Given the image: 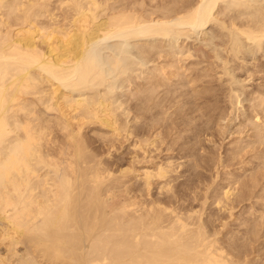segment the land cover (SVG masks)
I'll return each mask as SVG.
<instances>
[{"label": "bare ground", "instance_id": "bare-ground-1", "mask_svg": "<svg viewBox=\"0 0 264 264\" xmlns=\"http://www.w3.org/2000/svg\"><path fill=\"white\" fill-rule=\"evenodd\" d=\"M149 1H156V3H148L147 0H0V264H264V256H261V250L259 249V252L258 247L256 248V243L250 242L239 247L235 237L234 241L232 237L224 235L222 230L228 226L225 224H229V221L225 223V220H223L224 224L222 226H216L206 221L204 219L206 215L203 213L204 216L202 217L199 208L203 204L207 205V199L209 198L206 195L207 193L204 194L205 196L203 195L204 197L199 195L201 193L198 194V184L192 186V195L189 198H184L187 196L185 194V196L178 197V200L177 191L174 190L172 182L180 177L177 174L178 168L184 164L186 161L184 158H187V156L182 158L185 160L184 162L176 165L177 162L175 163L172 160L173 155L169 153L171 150L173 152L174 147L172 149L166 143L167 146L164 148L165 137H162L161 132H157L160 128H157L155 124L153 126L152 123V127L150 128L152 130L150 132L147 131L148 133L145 134L141 133L142 131H137L138 128L136 129L129 125L131 118L129 121L121 119V116L125 113H131L132 109L128 108V111L123 109V103L119 100V103H116L117 100H114V95H111L114 89V85L111 83L109 87L107 86V89L102 90L101 87L108 82V74L105 69L109 67L104 69L108 59H105L106 63L103 62V67L99 56V52L104 47V45L103 47L101 46L102 42L111 38H119L121 40L123 38L125 41H128L132 40V38L140 39L160 36L171 38L172 41H174V38L176 41L179 39L195 38V42L198 40L199 35H203V39H206L207 30L213 31V26L210 27V25H217L215 27L219 28V31L217 33V29L215 34L213 33L215 31L212 32L214 34H212L213 39L217 37L218 41L219 39L222 40L219 42H222L221 45L226 54L223 55V52L221 53V50H218V45H215L212 63L219 69H216V71L220 80L225 76L228 77L227 80L225 79L224 84L227 82L229 85L228 99H230L231 108L233 109L236 101H233V98L238 100L236 103H240L241 95L246 94L244 90L247 85L245 83L253 81L254 74L259 70L257 68L262 64L260 63L261 58H264V0ZM148 4H150V7L147 6ZM115 45L117 46V43ZM127 45L129 44L127 43ZM111 47L110 50H112ZM115 49L117 51L114 50L111 55L108 54V66L110 64L111 67L115 68L114 70L121 69L119 71L121 75L130 72L125 67V65L128 64L129 66L130 64V62H127L129 61L127 60V56H136L137 59H140V64L147 63V61H155L165 56L162 52L163 50H157L154 52L155 54H151L150 50L143 46L138 47V49L135 48L137 50L134 53H131L132 46L130 48L121 46ZM183 51L179 50L178 52V55H181L180 58L173 59V57H176L174 53L169 58L172 60L168 61V64L162 65V63L160 66L158 65L154 68L158 75L155 74L154 76L152 74V77L154 76L153 85L159 87L158 91L161 89L160 87H162L163 82L166 83L170 79L169 75L172 76L175 73L170 72L168 74L167 71L165 72L166 67L167 69L168 67L183 68L184 64L179 65L180 63H184L185 57L192 58L194 52L191 54L186 52L187 56ZM102 53L104 52H101V56ZM211 60L210 64H212ZM233 62H237V66L233 65ZM158 64L160 63L158 62ZM137 65L136 67H138ZM154 70L152 71L153 73ZM238 70L245 71V77H240L237 74ZM137 71L139 72L138 69ZM120 74L118 75L121 76ZM114 75L116 77L117 74ZM144 77H146V74ZM144 77L143 79H145ZM110 79L112 82V78ZM124 79L129 82V87L134 85L130 78L126 77ZM185 84L188 86L189 83L186 81ZM118 88L120 87L118 86ZM205 89L206 87L203 90ZM199 90L201 91L202 89L200 88ZM224 90L226 91V89ZM166 92H168L167 89ZM129 94L131 93L129 92ZM193 94L191 95L193 96ZM158 96L160 97V95ZM257 96L252 99L258 101H254L252 109L254 115L252 113V117L249 118L250 124L254 126L255 130L252 135L254 137H251V139H255L252 141L248 140L250 141L249 145L257 143L262 146L264 132H262L263 126L261 124H264V120L260 123L263 117H260V112H264V93L260 98L259 95ZM153 99L154 97L151 98L152 102ZM157 100L159 98H156ZM173 101L176 100L172 99ZM160 102L161 100L154 107H158V105L162 106ZM206 103L209 104L208 102ZM148 104L147 106H149ZM207 106L204 108H207ZM154 107L149 106L150 113L152 112V114L153 111L151 110ZM193 107L191 106V108ZM120 109H122L121 113L119 112ZM164 111L167 112V110ZM182 111H178V113L180 112L181 114ZM165 112L163 114L164 117ZM144 114L145 111H134L131 120L138 123L141 118L145 117ZM230 115L232 116V112ZM124 116L126 118L129 117ZM172 116H174V113ZM227 117L229 116L227 115ZM255 118L256 120H254ZM163 119L165 120V118ZM163 119L162 121L164 122ZM227 119L229 121V118ZM244 124L246 125L247 123ZM91 125L98 126L92 130L97 133L101 141H104L103 145L106 144L108 157L112 156L114 150H118L116 148L117 141L125 139L126 142H130V148L132 147L130 152L131 157L125 165L120 161V156L116 157L115 161L104 160L100 157L102 155L99 156V152L102 151L98 152L90 146L88 142L90 138L87 140L84 135L86 132L83 133V130ZM221 127L224 128V126ZM228 128H230V125L226 127V129ZM184 129L187 128L185 127ZM194 129L196 131V127L192 130ZM240 130L243 131L242 128ZM249 130L251 131V129ZM249 130L247 131L248 133ZM95 132H93V136ZM201 132L199 131V133ZM224 133L222 132V134ZM171 137L173 138L174 136ZM246 137L244 138L245 140ZM188 141L191 142V140ZM239 142L242 144V141ZM185 145L187 146V144ZM92 146L94 145L92 144ZM220 153L219 155H221ZM245 155L243 154V156ZM192 156L194 157V155ZM250 159L248 160L250 161ZM238 160L241 159L238 158ZM223 161L225 160L220 159L218 163L221 164ZM233 163L230 164L233 165ZM244 164L246 165V161ZM198 165L200 164L198 163ZM215 167L212 169V172L214 169L216 170ZM219 168L221 169V166ZM218 170L216 172L219 173L220 171ZM204 174L201 175L203 176ZM217 174L215 173L214 175ZM257 176L254 175L252 179L254 187L258 182ZM196 178H198V174ZM134 179L141 181V185H138L139 188L133 187L132 183ZM202 179L205 180V178ZM215 180L213 181L216 182ZM214 182L210 181V183ZM208 185L206 184V186ZM155 186H157L159 192L166 190L168 193L171 192L172 195L164 199H153L154 196L151 198L152 190ZM206 186L203 188L204 192L205 188H207ZM227 187H225L226 191L223 190V196L215 199L216 207H226L232 202L231 194L234 191L227 190ZM210 188L212 187L210 186ZM218 193L220 192L218 191ZM160 194L158 195L157 193L159 197ZM175 197L177 199L173 200ZM245 199L247 200V197L242 196L241 201L243 202ZM187 200H191V203ZM180 201L183 204L188 202L190 207L185 208V205H180ZM197 201L201 205H199V210H196L192 204ZM254 201L259 203L257 200ZM164 202L169 203L170 206L165 205ZM246 202L248 203V201ZM172 203H179V205L173 207ZM205 208L207 207L205 206ZM258 209L254 210L257 214L262 210L259 209L258 211ZM227 211H229V215L232 212L230 209ZM244 238H249L250 240L248 236ZM261 240H264V238H261Z\"/></svg>", "mask_w": 264, "mask_h": 264}, {"label": "rangeland", "instance_id": "rangeland-1", "mask_svg": "<svg viewBox=\"0 0 264 264\" xmlns=\"http://www.w3.org/2000/svg\"><path fill=\"white\" fill-rule=\"evenodd\" d=\"M148 1V3H153V4H155L156 3V1H153V2H150L149 0H147ZM223 4V3H222ZM221 4V5H222ZM148 7H150V4H148L147 5ZM213 26V27H212ZM215 26H217V25H210V27H212V29H213V31H215V32H213L212 30H209L208 28V34L206 35V39H203V35L201 36V35H199L198 36V40H196L195 42H194V39L193 38H190V39H179V40H177L176 41V39L174 38L173 40L174 41H172L171 40V38L169 39V38H167V37H160V36H153V37H147V38H137V39H134V38H132V40L130 39V40H128V41H125L123 38H122V40L121 39H117V38H111V39H108V40H104L105 42H102V44H101V46L103 47V45H104V47H103V49L99 52V56H100V61H101V64H102V66L104 65V63L103 62H105L106 63V61H105V59H108L109 60V56H108V54L109 55H111L112 53H113V51L114 50H116L117 51V49H115V48H118V47H131L132 46V49H131V53H134V51H136L137 49H138V47H141V46H143V47H145V48H147V49H149L150 50V52H151V54H155L154 52L155 51H157V50H163L162 52L165 54V56L164 57H162L161 59H156L155 61H147V63L145 62V63H143V64H140L139 63V61H140V59H137V57L136 56H132V57H130V56H127L128 58H127V60H129V61H127V62H130V64H129V66H128V64L127 65H125V67L126 68H128L129 69V71L131 72H128L127 74H125L126 75V77H128V78H130L132 81H133V84L134 85H130L131 87H129L128 85H129V82L128 81H125L126 79H124V78H126L125 77V75H121L120 73L121 72H119L121 69H117V70H114L115 68L112 66L111 67V65L109 64V66H108V60H107V63H106V65H105V67H104V69L105 68H107V67H109V68H107V69H105V70H107L106 71V73L108 74L107 76H108V82L103 86V87H101L102 88V90H105V88L107 89V86L109 87V84L111 83L112 85H114V89H117V90H114L113 89V91H114V93H113V91H112V96L114 97V100H117L116 101V103H119L118 102V100L120 101V102H122L123 103V109H125V110H127L128 111V108L129 109H132V111H131V113H125L124 115H126V116H129V117H125L124 115H122L123 117H124V119H123V117L121 116V119L123 120V121H129V119L131 118L132 119V117H133V115H134V111H137V112H140V111H142V112H144L145 111V114H144V118H141L140 119V121H138V123L137 122H135L134 120L132 121L131 119H130V121L132 122H129V125L130 126H132L133 128H138L137 129V131H142L141 133H145V134H147L148 132H150V130H152V129H150L151 127H152V123H153V126H154V124H155V126H157V128H160V129H158L157 130V132H161V135H162V137L165 139V143L163 144L164 146V148H166V146L168 145V146H171L172 147V149H173V147H174V149H173V152H172V150L169 152V153H171L172 155H173V157H172V160H173V162L175 161V163H176V165L177 164H180L181 162H184L185 160V162H184V164H182L181 166H179V168H178V175L180 176V177H178L175 181H173L172 182V184L174 185V190H176L177 191V194L176 195H178L177 196V198L178 197H181V196H185V194L187 195V196H185L184 198H186V197H188L189 198V196H191L192 195V190H191V188H192V186H194V185H199V188L197 189L198 191V194L199 193H201V194H199L200 196H202V197H204L205 195L204 194H206L207 196H208V198L209 199H207V205L206 204H203V206H201L200 204H199V202L197 203V202H194V203H192L193 204V206H195L194 208L196 209V210H201V214L203 213L204 215H206V216H204L203 214H202V217L204 216V219L206 220V221H208V222H210V223H212V224H214V225H216V226H222V224H224V222L226 223V222H228L229 224H225V225H228V226H226L225 227V229H223L222 231H223V233H224V235L225 236H227V237H232V240H234L235 241V238H236V243H237V245L239 246V247H241V245H243V244H246V243H250V242H254V243H256V248L259 250H261V256H264V240H261V238H264L263 236H264V230H262V229H264V142L262 143V146L260 145V144H255V145H249V143H250V141H252L253 139H255V138H253V139H251V137H254V136H252L253 134H254V126L252 125V124H250L251 122H250V117H252V113H253V115H254V112H253V104L255 103L254 101H258V100H252L253 98H256V97H258L257 95H259V98H260V96H262L263 95V93H264V85H262V84H264V58L262 57L261 58V62L260 63H262V64H260V67L262 68H257V69H259L258 70V72H256L255 74H254V76H253V78H252V80L253 81H247L245 84L247 85V87L245 88V92H246V94L245 95H241L242 97H240L241 98V100H240V103L239 102H237L236 103V101H238L236 98H233V101H235V106H234V108L232 109L231 108V103H230V99H228L229 98V88H228V83L227 82H225V84H224V81H226L227 79H228V77L227 76H225V77H223L221 80H220V78H218V74H217V71H216V69H218V68H216V65L215 64H213L212 62H213V56H214V51H213V48L215 47V45H218L217 46V48H218V50L223 54V55H225L226 53H225V51L223 50V46L221 45L222 44V42L220 43L219 41H222L221 39H219V41H218V39H217V37H215V39H213L214 37H213V35L216 33V30H217V33H218V31H219V28H217V27H215ZM216 28V29H215ZM214 34H213V33ZM213 34V35H212ZM212 36V37H211ZM208 37V38H207ZM211 38V39H210ZM113 39V40H112ZM115 39V40H114ZM193 39V40H192ZM117 40H118V42H117ZM120 40V41H119ZM161 40V41H160ZM170 40H171V42H170ZM210 40H211V42H210ZM136 41V42H135ZM137 41H139V42H137ZM141 41V42H140ZM144 41V42H143ZM147 41H148V43H147ZM153 41V42H152ZM160 41V42H159ZM163 41V42H162ZM203 41V42H202ZM108 42V43H107ZM112 42V43H111ZM130 45H127V43ZM133 42V43H132ZM174 42H176V43H174ZM185 42V43H184ZM204 42H208L207 44L206 43H204ZM213 42H214V44H213ZM105 43V44H104ZM111 45H110V44ZM115 43H117V46L115 45ZM210 43H212L211 45H209ZM215 43H217V44H215ZM220 45H219V44ZM108 44H109V46H108ZM114 44V45H113ZM126 46H125V45ZM132 44V45H131ZM137 44H138V46H137ZM147 44V45H146ZM153 44V45H152ZM175 44V45H174ZM206 45V46H204V45ZM108 47H107V46ZM136 45V46H135ZM158 45V46H157ZM209 45V46H208ZM113 48H112V47ZM116 46V47H115ZM166 46H167V48H166ZM172 46V47H171ZM220 46H222V47H220ZM106 47V48H105ZM110 47H111V49L112 50H110ZM157 48L156 50H154L155 48ZM211 47V48H210ZM135 48H137V49H135ZM175 48V49H174ZM184 50L183 52L184 53H186V52H188V54L190 53H193V55H192V58H188V57H185V61H184V63H180V65L179 66H181V64H184V66H183V68L181 67L180 69H179V67L178 68H175V67H168V69H170V70H168L167 69V67H166V70H165V72L167 71V73L169 74L170 72H175L172 76L171 75H169L170 76V79L169 80H171L170 82H169V80H167V82L166 83H164L163 82V84H162V87H160L161 89H159V91H158V88L159 87H155V85H153V82H154V76H155V74H157L158 75V73H156L155 71H156V69L154 70V68L156 67V66H160L162 63V65H164V64H168L172 59H169L170 57H171V55L173 56V54H174V56L176 55V57H173V59H177V57L178 58H180L181 57V55H178V52H179V50ZM110 50V51H109ZM188 50V51H187ZM211 50V51H210ZM97 51V50H96ZM115 51V52H116ZM101 52H104V53H102V56H101ZM108 52V53H107ZM205 52V53H204ZM207 52V53H206ZM210 52V53H209ZM213 52V53H212ZM171 53V54H170ZM106 54V55H105ZM170 54V55H169ZM188 54L186 53L185 55H187L188 56ZM197 55H198V58H197ZM204 55V56H203ZM105 56V57H104ZM106 56H108L107 58H106ZM156 56V55H155ZM194 56V57H193ZM209 56V57H208ZM260 56V55H259ZM102 57H104V58H102ZM211 57V58H210ZM261 57V56H260ZM135 58V59H134ZM201 58V59H200ZM168 59V60H167ZM212 59V60H211ZM132 60V61H131ZM134 60V61H133ZM160 60V61H159ZM206 60H207V62H206ZM210 60H211V63L212 64H210ZM169 61V62H168ZM263 61V62H262ZM158 62L160 63V64H158ZM126 63V62H125ZM198 63V64H197ZM202 63V64H201ZM205 63V64H204ZM236 63V64H235ZM132 64V65H131ZM135 64V65H134ZM136 64H138L137 66L139 67H136ZM145 64H147V65H145ZM155 64V65H154ZM201 64V65H200ZM233 65H236L237 66V62H233L232 63ZM130 65H131V68H130ZM140 65H144V66H140ZM177 65V66H178ZM262 65V66H261ZM133 66V67H132ZM186 66V67H185ZM235 66V67H236ZM145 67V68H144ZM152 67V68H151ZM143 68V69H142ZM151 68V69H150ZM171 68H173V69H171ZM131 69V70H130ZM137 69L139 70V72L137 71ZM149 69V70H148ZM175 69V70H174ZM179 69V70H178ZM192 69V70H191ZM104 70V71H105ZM154 70V73L152 72ZM177 70H178V72H177ZM219 70V69H218ZM108 71H110V72H108ZM116 71H118V72H116ZM135 71H137L136 73H135ZM142 71H144V72H142ZM146 71H147V73H146ZM208 71V72H207ZM215 71V72H214ZM260 71H261V73H260ZM132 72H133V74H132ZM158 72V71H157ZM141 73V74H140ZM143 73V74H142ZM150 73V74H149ZM186 73V74H185ZM209 73V74H208ZM240 73H242V74H240ZM244 73V74H243ZM110 74H111V76H110ZM114 74H120L121 76H117L116 75V77H115V75ZM129 74V76H127ZM139 74V75H138ZM145 74H146V77H144L145 76ZM152 74L154 75L153 77H152ZM176 74H177V76H176ZM237 74L241 77V76H243V77H245L244 75H246V73H245V71H239L238 70V72H237ZM113 75V76H112ZM156 75V76H157ZM180 75H181V77H180ZM183 75H184V77H183ZM110 76V77H109ZM141 76V78H139ZM145 78V79H143V77ZM174 76V77H173ZM176 76V77H175ZM192 76V77H191ZM211 76V77H210ZM260 76V77H259ZM124 77V78H123ZM138 77V78H137ZM147 77H148V79H147ZM183 77V78H182ZM187 77V78H186ZM110 78H112V82L110 81L111 79ZM133 78V79H132ZM137 78V79H136ZM150 78V79H149ZM172 78V79H171ZM181 78H182V80H181ZM194 78V79H193ZM199 78H201L200 80H199ZM218 78V79H217ZM124 79V80H123ZM141 79V80H140ZM187 79V80H186ZM191 79V80H190ZM193 79V80H192ZM195 79H196V82H195ZM226 79V80H225ZM259 79V80H258ZM180 80V81H179ZM190 80V81H189ZM107 81V80H106ZM110 81V82H109ZM183 81V82H182ZM185 81V82H184ZM186 81H187V83H189L188 84V86H186L187 84H185L186 83ZM192 81V82H191ZM199 81V82H198ZM220 81V82H219ZM117 82H119V83H117ZM125 82H127V83H125ZM179 82H180V84L182 85H180L179 84ZM198 82V83H197ZM116 83H117V85H116ZM123 83V84H122ZM184 83V84H183ZM193 83V84H192ZM262 83V84H261ZM108 84V85H107ZM136 84V85H135ZM172 84H173V86H172ZM179 84V85H178ZM197 84V85H196ZM255 84V85H254ZM115 85H116V88H115ZM145 85H147V86H145ZM202 85V86H201ZM217 85V86H216ZM255 86V87H252V86ZM111 86V85H110ZM118 86L120 87V88H118ZM171 86V87H170ZM179 88H178V87ZM186 86V87H185ZM196 86V87H195ZM227 86V87H226ZM250 86V87H249ZM262 86H263V88H262ZM124 87V88H123ZM151 87V88H150ZM182 89H181V88ZM193 87V88H192ZM203 87V88H202ZM206 87V89L205 90H203L204 88ZM221 87V88H220ZM258 87H261V88H258ZM126 88V89H125ZM133 88V89H132ZM146 88V89H145ZM154 88V89H153ZM177 88H178V90H177ZM185 88V89H184ZM191 88V89H190ZM202 89L201 91L199 90V89ZM213 88V89H212ZM253 88V89H252ZM254 88H255V90H254ZM257 88V89H256ZM129 89V90H128ZM166 89H167V91L168 92H166ZM187 89H189V91H187ZM198 91H197V90ZM210 91H209V90ZM215 89H217V90H215ZM224 89H226V91L224 90ZM138 90V91H137ZM144 90H145V92H144ZM147 90V91H146ZM180 90V91H179ZM215 90V91H214ZM228 90V91H227ZM250 90H252V91H250ZM260 90V91H259ZM131 93V94H129V92ZM150 91V92H149ZM158 91V92H157ZM172 91V92H171ZM178 91V92H177ZM183 91V92H182ZM186 91V92H185ZM192 91H193V93H195V94H193L192 93ZM204 91V92H203ZM254 91V92H253ZM259 91V92H258ZM152 93L153 94V96H152V94H149V93ZM155 92V93H154ZM157 92V93H156ZM185 92V93H184ZM189 92V93H188ZM213 92V93H212ZM215 92V93H214ZM224 92H228L227 94L226 93H224ZM260 93V94H258V93ZM261 92H262V95H261ZM146 93V94H145ZM161 93V94H160ZM173 93V94H172ZM178 93V94H177ZM182 95H180V94ZM193 94V96L191 95V94ZM204 93V94H203ZM255 93V94H254ZM129 94V95H128ZM134 94V95H133ZM143 94H145V95H143ZM147 94H148V98H147ZM155 94V95H154ZM164 94H166V95H164ZM170 94V95H169ZM186 94V95H185ZM188 94V95H187ZM198 94V95H197ZM199 94H201V95H199ZM214 94H215V96H214ZM249 94V95H248ZM252 94H254V96H252ZM119 97H118V96ZM152 97H151V96ZM158 95H160V97L158 96ZM174 95V96H173ZM185 95V96H184ZM204 95H206L207 96V98H206V96H204ZM219 97H218V96ZM256 95V96H255ZM116 96V97H115ZM122 96V97H121ZM162 96V97H161ZM167 96V97H166ZM179 96V97H178ZM197 98H196V97ZM208 96H210V97H208ZM245 96V97H244ZM250 96V97H249ZM127 97V98H126ZM131 97H133V98H131ZM145 97V98H144ZM150 97V98H149ZM154 97V99H153V102H152V100H151V98H153ZM171 97V98H170ZM183 99H182V98ZM188 97V98H187ZM202 99H201V98ZM204 97V98H203ZM211 97H212V99H211ZM215 97V98H214ZM221 97V98H220ZM227 97V98H226ZM250 99H249V98ZM118 98V99H117ZM131 98V99H130ZM147 98V99H146ZM156 98L158 99L159 98V100H157L156 101ZM163 98H164V100H163ZM179 98V99H178ZM181 98V99H180ZM184 98H185V100H184ZM239 98V99H240ZM258 98V99H259ZM149 99V100H148ZM172 99L173 100H176L177 102H179V103H177L176 101H173L172 102ZM188 99H189V102H188ZM194 99V100H193ZM208 99H210V100H208ZM244 99V100H243ZM247 99V100H246ZM123 100V101H122ZM144 100H146V101H144ZM151 100V101H150ZM161 100V102H160V104H162V106L161 105H158V107H154L155 106V104L156 103H158V101H160ZM180 100H181V102H180ZM193 100V101H192ZM206 100V101H205ZM215 100H217V101H215ZM142 101V102H141ZM182 101H183V104H182ZM196 101V102H195ZM198 101V102H197ZM214 101V102H213ZM229 101V102H228ZM245 101V102H244ZM249 101H250V105H249ZM151 102V103H150ZM166 102V103H165ZM172 102V103H171ZM191 102V103H190ZM206 102H208L209 104H207ZM213 102V103H212ZM215 102H216V104H217V106H216V104H215ZM243 104H242V103ZM147 103H149L148 105L149 106H153L154 107V109H152L151 111H153V114H152V112L150 113V108H149V106H147ZM163 103H164V105H163ZM168 103V104H167ZM176 103V104H175ZM206 103V104H205ZM141 104V105H140ZM165 104H166V106H165ZM177 104H178V107H177ZM188 104V105H187ZM192 104V105H191ZM198 104V105H197ZM252 104V105H251ZM143 105H145V106H143ZM171 106V109H170V106ZM173 105H174V108H173ZM181 106V109H180V106ZM187 105V106H186ZM196 105H197V107H196ZM202 105V106H201ZM208 105V106H207ZM211 105H213L212 107H211ZM128 106V107H127ZM136 106V107H135ZM147 106V107H146ZM161 106V107H160ZM164 106V107H163ZM168 106V107H167ZM183 106H184V108H183ZM191 106L193 107V108H191ZM207 106V108H204V107H206ZM125 107V108H124ZM142 107V108H141ZM145 107V108H144ZM160 107V108H159ZM163 107V108H162ZM166 107H167V109H166ZM175 107H177V108H175ZM187 107H188V109H187ZM201 107V108H200ZM217 107V108H216ZM221 107H222V109H221ZM224 107V108H223ZM139 108V109H138ZM144 108V109H143ZM156 108V109H155ZM159 108V109H158ZM216 108V109H215ZM241 108H243V109H241ZM161 109V110H160ZM167 110V112H165L164 110ZM173 109V110H172ZM177 109V110H176ZM184 109V110H183ZM196 109V110H195ZM224 109V110H223ZM250 111H249V110ZM257 109L259 110V111H261V109H259V107H257ZM121 110L122 109H120L119 110V112L121 113ZM183 110V111H182ZM186 110V111H185ZM202 110V111H201ZM204 110V111H203ZM209 110V111H208ZM211 110H213V111H211ZM216 110V111H215ZM236 110V111H235ZM245 112H244V111ZM170 113H169V112ZM178 111H182V113L180 114V112L178 113ZM195 111H197V112H195ZM199 111V112H198ZM218 111V112H217ZM222 111V112H221ZM230 111V112H229ZM239 111V112H238ZM242 111H243V113H242ZM249 111V112H248ZM149 112V114H150V116H149V114L147 115V113ZM159 112V113H158ZM164 112L166 113L165 114V117H164ZM184 112V113H183ZM193 112V113H192ZM194 112H195V114H194ZM210 112V113H209ZM213 112V113H212ZM216 112V113H215ZM220 112V113H219ZM231 112H232V116L230 115L231 114ZM237 112V114H235ZM158 113V114H157ZM173 113H174V116H172L173 115ZM175 113H176V115H175ZM187 113V114H186ZM200 113V114H199ZM203 115H202V114ZM228 113V114H227ZM156 114V115H155ZM160 114V115H159ZM162 114V115H161ZM197 114V115H196ZM206 114H208V115H206ZM225 114H226V116H225ZM247 114H249L248 116H247ZM263 114V115H262ZM132 115V116H131ZM167 115V116H166ZM188 116V118H187V116ZM192 115H194V116H192ZM202 115V116H201ZM211 115V116H210ZM212 115H213V117H212ZM214 115H217V116H214ZM227 115L229 116V117H227ZM236 115V116H235ZM147 116V117H146ZM161 116V117H160ZM162 116H163V118H165V120L162 118ZM180 118H179V117ZM182 116V117H181ZM199 116V117H198ZM221 116V117H220ZM225 116V117H224ZM263 116V117H262ZM152 117V118H151ZM154 117H156V119H154ZM159 117V118H158ZM170 117V119H168ZM176 117V118H175ZM190 117V118H189ZM192 117V118H191ZM198 117V118H197ZM218 117H219V119H223V121H221V120H219L218 119ZM223 117V118H222ZM230 117H232L231 119H230ZM260 117H262L261 118V120H260V123H262V120H264V112L263 111H261L260 112ZM126 118V119H125ZM150 120H149V119ZM161 118V119H160ZM178 118V119H177ZM182 118V119H181ZM198 120H197V119ZM199 118H200V120H199ZM202 118H204L203 120H202ZM209 118V119H208ZM214 118V119H213ZM226 118H229V121H228V119L226 120ZM245 118V119H244ZM162 119L164 120V122L162 121ZM171 119H172V121H171ZM225 119V120H224ZM148 120V121H147ZM157 120V121H156ZM159 120V121H158ZM174 120V121H173ZM185 120H187V121H185ZM191 120V121H190ZM194 120H195V122H194ZM219 120V121H218ZM232 120V121H231ZM234 120V121H233ZM254 120H256V118L254 119ZM146 121V122H145ZM162 121V122H161ZM170 121V122H169ZM179 121V122H178ZM180 121H183V122H180ZM189 121V122H188ZM197 121V122H196ZM228 123H227V122ZM135 122V123H134ZM148 122V123H147ZM158 122H160V123H158ZM174 122V123H173ZM186 122V123H185ZM232 122V123H231ZM243 122V123H242ZM150 123V124H149ZM171 123H173V124H171ZM192 123V124H191ZM198 123H199V125H198ZM204 123V124H203ZM213 123V124H212ZM244 123H247L246 125L244 124ZM263 123H264V121H263ZM133 124V125H132ZM136 124H137V126H136ZM143 124V125H142ZM145 124V125H144ZM147 124V125H146ZM149 124V125H148ZM159 124V125H158ZM164 124V125H163ZM166 124V125H165ZM190 124V125H189ZM207 124V125H206ZM211 124V125H210ZM227 124V125H226ZM163 127H162V126ZM176 125V126H175ZM184 127H183V126ZM196 125V126H195ZM205 125V126H204ZM228 125H230V128H228V129H226V127L228 126ZM242 125V126H241ZM149 126V127H148ZM179 128H178V127ZM180 126H182V127H180ZM189 126H191V127H189ZM221 126H224V128L223 127H221ZM241 126V127H240ZM247 126H248V128H247ZM251 126V127H250ZM261 126H263L262 128H263V130H262V132H264V124H261ZM95 127H98V126H90V127H86L84 130H83V133L84 132H86V133H84V135L86 136V138H87V140L90 138V140H88V142H89V144H90V146L92 147V148H94L96 151H102V152H99V156L100 155H102V156H100L101 158H103L104 160H106V161H115L116 159V157H119L120 156V158H121V160L120 161H122V163H124V165L127 163V161L130 159V157H131V155H130V152H131V150H132V147L130 148V142L129 141H127L126 142V140L125 139H121L120 141H117L116 142V148L118 149V150H114V152H113V154H115V155H113L112 154V156H110V157H108L109 155H108V149H107V146H106V144H104L103 145V143H104V141L102 140L101 141V139H99L98 137V135H97V133L94 131V130H92V129H96ZM169 127V128H168ZM187 128V129H184V128ZM195 128L196 127V131H195V129L194 130H192L193 128ZM203 129H201V128ZM205 127V128H204ZM250 127V128H249ZM163 128V129H162ZM167 128V129H166ZM178 128V129H177ZM183 129V131H182V129ZM189 128V129H188ZM242 128V130L243 131H241L240 129ZM91 129V130H90ZM172 129V130H171ZM181 129V130H180ZM198 129V130H197ZM200 129V130H199ZM210 129V130H209ZM224 129H226V130H224ZM249 129H251V131L249 130ZM165 130V131H164ZM185 130V131H184ZM220 130H221V133H220ZM249 130V133L247 132ZM253 130V131H252ZM148 131V132H147ZM163 131V132H162ZM176 131V132H175ZM181 131V132H180ZM190 131V132H189ZM199 131H202L201 133H199ZM206 131V132H205ZM246 131V132H245ZM88 132H90V133H88ZM93 132H95L94 133V136H93ZM169 134H168V133ZM172 132V133H171ZM195 132V133H194ZM222 132L224 133V134H222ZM240 132V133H239ZM189 133V134H188ZM210 133V134H209ZM246 133V134H245ZM251 133V134H250ZM88 134V135H87ZM167 134V135H166ZM182 134H183V136H182ZM184 134H185V136H184ZM195 134V135H194ZM199 134V135H198ZM208 134V135H207ZM218 134V135H217ZM241 134V135H240ZM244 134H245V136H244ZM249 134V135H248ZM92 135V136H91ZM97 135V136H96ZM177 135V136H176ZM211 135V136H210ZM90 136V137H89ZM168 136V137H167ZM171 136H174L173 138L171 137ZM206 136V137H205ZM231 136H233V137H231ZM247 136V137H246ZM179 137V138H178ZM183 137V138H182ZM189 139H188V138ZM194 137V138H193ZM243 137V138H242ZM246 137V140L244 139ZM92 138V139H91ZM94 138V139H93ZM211 139V141H210V139ZM241 138V139H240ZM187 139V140H186ZM250 141H249V140ZM92 140V141H91ZM182 140V141H181ZM188 140H191V142L190 141H188ZM199 140V141H198ZM201 140V141H200ZM221 140V141H220ZM90 141H91V143H90ZM95 141H97V142H95ZM124 141V142H123ZM131 141V140H130ZM179 141V142H178ZM183 141H184V143H183ZM187 141V142H186ZM209 141V142H208ZM239 141H242V144H241V142H239ZM245 141V142H244ZM248 141V142H247ZM119 142H121V143H119ZM170 142V143H169ZM174 142V143H173ZM178 142V143H177ZM186 142V143H185ZM214 142H216V143H214ZM237 142V143H236ZM239 142V143H238ZM244 142V143H243ZM96 143H97V146H96ZM166 143H167V145H166ZM183 143V144H182ZM193 143V144H192ZM211 143V144H210ZM92 144L94 145V146H92ZM122 144V145H121ZM170 144V145H169ZM172 144V145H171ZM179 144V145H178ZM185 144H187V146L185 145ZM191 144V145H190ZM194 144H197V145H195L196 146V149H195V146H194ZM236 144V145H235ZM119 145V146H118ZM176 145V146H175ZM183 145H185V146H183ZM189 145V146H188ZM202 145V147H200ZM215 145V146H214ZM238 145V146H237ZM242 145V146H241ZM258 145V146H257ZM104 146V147H103ZM177 146H179V147H177ZM192 146V147H191ZM255 146V147H254ZM101 147V148H100ZM194 147V148H193ZM200 147V148H199ZM250 147V149H248ZM261 147V148H260ZM105 148V149H104ZM120 148V149H119ZM242 148V149H241ZM248 150H247V149ZM107 149V150H106ZM177 149V150H176ZM181 149V150H180ZM187 149V150H186ZM194 149H195V151H194ZM198 149V150H197ZM202 149V150H201ZM233 151H232V150ZM261 149H263V150H261ZM231 150V151H230ZM236 150V151H235ZM243 150V151H242ZM252 150V151H251ZM254 150V151H253ZM259 150H261V151H259ZM104 151V152H103ZM122 151V152H121ZM177 151V152H176ZM186 151V152H185ZM189 151V152H188ZM192 151H193V154H192ZM227 151H228V153H227ZM245 151V152H244ZM247 151V152H246ZM256 151V152H255ZM165 152V151H164ZM181 154H180V153ZM188 152V154H186ZM195 152H196V154H195ZM197 152H199V153H197ZM203 152V153H202ZM221 152V153H220ZM241 152V153H240ZM255 152V153H254ZM101 153V154H100ZM103 153V154H102ZM107 153V154H106ZM213 153H215V154H213ZM219 153L221 154V155H219ZM246 154L245 156H243V154ZM190 154V155H189ZM202 154H204V155H202ZM219 156H218V155ZM226 154H227V156H226ZM231 154V155H230ZM235 154H237L236 156H235ZM252 154V155H251ZM260 154H261V156H260ZM183 155V156H182ZM192 155H194V157L192 156ZM214 156V158H213V156ZM242 155V156H241ZM249 155V156H248ZM254 155V156H253ZM256 155V156H255ZM187 156V158H184V157H186ZM198 156V157H197ZM225 156V157H224ZM232 156V157H231ZM234 156V157H233ZM240 156V157H239ZM250 157V158H248V157ZM258 156V157H257ZM106 157V158H105ZM123 157V158H122ZM176 157V158H175ZM191 157V158H190ZM200 157V158H199ZM215 157H217V158H215ZM236 157H238L239 159H241V160H238V158H236ZM245 157V158H244ZM256 157V158H255ZM178 158V159H177ZM182 158H184V159H182ZM192 158H194V159H192ZM230 158H231V160H230ZM242 158H243V161H242ZM258 158V159H257ZM259 158H261V159H259ZM263 158V159H262ZM181 159H182V161H181ZM198 159H199V161H198ZM220 159H222V160H225V161H223L221 164L220 163H218V161L220 162ZM248 159H250V161L248 160ZM254 159H255V161H254ZM203 160V161H202ZM206 160V161H205ZM207 160H208V162H207ZM218 160V161H217ZM229 160V161H228ZM262 160V161H261ZM187 161H188V163H187ZM192 161V162H191ZM195 161V162H194ZM210 161V162H209ZM215 163H214V162ZM217 161V162H216ZM232 161V162H231ZM245 161H246V165L244 164L245 163ZM260 161V162H259ZM234 162V163H233ZM240 162V163H239ZM254 164H253V163ZM198 163L200 164V165H198ZM205 163V164H204ZM230 163H233V165L232 164H230ZM236 163V164H235ZM250 163V164H249ZM186 164H188V165H186ZM215 164V165H214ZM249 164V165H248ZM190 165V166H189ZM195 165H196V167H195ZM198 165V166H197ZM212 165V166H211ZM214 165V166H213ZM243 166L242 167V170H241V166ZM248 165V166H247ZM261 165V166H260ZM185 166V167H184ZM188 166V167H187ZM203 166V167H202ZM210 166V167H209ZM216 166V167H215ZM217 166H221V169L219 168V167H217ZM222 166H224V167H222ZM239 166V167H238ZM254 168H253V167ZM256 166V167H255ZM124 167H126V166H124ZM189 167H190V169H189ZM194 167V168H193ZM202 167V168H201ZM216 168V170L214 169L213 170V172H212V169L213 168ZM235 167V168H234ZM244 167H246V168H244ZM191 168H192V170H191ZM198 168V169H197ZM202 170H201V169ZM205 168V169H204ZM211 168V169H210ZM240 168V169H239ZM208 169V170H207ZM217 169H219L218 171H220L219 173L218 172H216L217 171ZM223 169V170H222ZM246 169V170H245ZM253 169V170H252ZM262 169V170H261ZM200 170V171H199ZM204 170H206V171H204ZM182 171V172H181ZM184 171V172H183ZM189 171V172H188ZM193 171V173L191 174V172ZM202 171V172H201ZM208 171V172H207ZM209 171H210V173H209ZM214 171H215V173L217 174V175H214L215 173H214ZM257 171V172H256ZM233 172V173H232ZM251 172V173H250ZM185 173H186V175H185ZM195 173V174H194ZM200 173V174H199ZM205 173V174H204ZM209 173V174H208ZM243 173V174H242ZM257 173V174H256ZM182 174V175H181ZM188 174V175H187ZM191 174V175H190ZM195 176H194V175ZM197 174H198V178H196L197 177ZM201 174H204L203 176L201 175ZM213 174V175H212ZM222 174V175H221ZM233 174V175H232ZM248 174V175H247ZM260 174H262V175H260ZM220 175V176H219ZM244 175V176H243ZM245 175H246V177H245ZM254 175H258L257 176V183H256V185H255V187L253 186V182H252V179H253V176ZM260 175V176H259ZM190 176V177H189ZM206 176H207V179H206ZM210 176H211V179H216L215 181L216 182H214L213 180H211L210 179ZM213 176V177H212ZM217 176V177H216ZM220 177V179H219V177ZM184 177H185V179H184ZM189 177V178H188ZM194 177V178H193ZM216 177V178H215ZM228 177H230V178H228ZM237 177H238V179H237ZM241 177V178H240ZM244 177V178H243ZM249 177H250V179H249ZM183 178V179H182ZM202 178H205V180L204 179H202ZM224 178H226L225 180H223ZM228 178V179H227ZM246 178H247V180H246ZM189 179V180H188ZM190 179H191V181H190ZM196 179H197V181H196ZM211 182H214V183H210V181ZM217 179H219V180H217ZM230 179V180H229ZM244 179V180H243ZM184 180V181H183ZM190 182H188V181ZM193 180V181H192ZM199 180V181H198ZM238 180V181H237ZM263 180V181H262ZM187 181V182H186ZM202 181V182H201ZM233 181V182H232ZM241 181V182H240ZM261 181V182H260ZM134 182H135V184H134ZM184 182V183H183ZM229 182V183H228ZM202 183V184H201ZM205 183V184H204ZM223 185H222V184ZM225 183V184H224ZM259 183H262V184H259ZM133 187H135V188H139V186L141 185V181H137V179L135 180H133ZM180 184H181V186H180ZM206 184H209L208 186H206ZM243 184V185H242ZM245 184H247V186H245ZM258 184V185H257ZM139 185V186H138ZM179 185V186H178ZM183 185V186H182ZM190 185V186H189ZM202 185H204V186H202ZM217 185V186H216ZM229 185V186H228ZM232 185H233V187H232ZM242 185V186H241ZM189 186V187H188ZM207 187L208 189H209V187L211 186L212 188H210L209 190L207 189V188H205L206 190H205V192H204V187ZM228 186V187H227ZM235 186V187H234ZM260 186V187H259ZM214 187H216V188H214ZM221 187V188H220ZM224 187V188H223ZM225 187H227L228 189L227 190H233L234 191V193H232L231 194V203L229 204V205H227L226 207H221V206H218V207H216L215 205H217L216 203H215V199L217 198V197H219L220 196V198H221V196H223L222 194L224 193V191H226V189H225ZM238 187V188H237ZM241 187V188H240ZM242 187H244V188H242ZM257 187V188H256ZM259 187V188H258ZM155 188V189H154ZM177 188V189H176ZM187 188H188V190H187ZM233 188V189H232ZM236 188V189H235ZM240 188V189H239ZM201 189H202V191H201ZM212 189V190H211ZM217 189V190H216ZM244 189V190H243ZM249 189V190H248ZM253 189V190H252ZM255 189V190H254ZM154 190V191H153ZM153 190H152V196H151V198L153 197V199H164V198H167L168 196H171L172 195V193L171 192H169L168 193V191H161V192H159V189L157 188V186H155V187H153ZM187 190V191H186ZM214 190V191H213ZM224 190V191H223ZM258 190V191H257ZM208 191H210V192H208ZM218 191L220 192V193H218ZM244 191V192H243ZM247 191V192H246ZM254 191V192H253ZM180 192V193H179ZM183 192V193H182ZM215 192V193H214ZM157 193H158V195L160 194V197L157 195ZM164 193V194H163ZM214 193V194H213ZM244 193V194H243ZM249 193H251L250 195H249ZM211 194H212V197H211ZM234 194V195H233ZM255 194V195H254ZM204 195V196H203ZM214 195V196H213ZM217 195V196H216ZM211 197V199H210V197ZM242 196H244V197H247V200L245 199V200H243V202L241 201V198H242ZM250 196V197H249ZM254 196V197H253ZM263 196V197H262ZM234 197V198H233ZM240 197V198H239ZM254 199H253V198ZM258 197V198H257ZM259 197H261V198H259ZM176 197L173 199V200H176L177 199ZM248 198H249V200H248ZM256 198V199H255ZM263 199V200H262ZM178 200H179V198H178ZM210 200V201H209ZM234 200V201H233ZM237 200V201H236ZM253 200V201H252ZM254 200H257L259 203H257L256 201H254ZM189 203H191L190 201L191 200H187ZM211 201H213V202H211ZM246 201H248V203L246 202ZM181 202V204L180 205H185L184 207L185 208H189L190 207V204L188 203V202H186V204L184 203H182V201H180ZM211 202V203H210ZM235 202V203H234ZM241 202V203H240ZM246 202V203H245ZM250 202V203H249ZM254 202V203H253ZM256 202V203H255ZM213 203V204H212ZM233 203V204H232ZM240 203V204H239ZM164 204L165 205H169L170 206V204L168 203H165L164 202ZM246 204V205H245ZM249 204H250V206H249ZM172 205H173V207H176V206H178L179 205V203H172ZM171 205V206H172ZM199 205L201 206L200 208H199ZM232 206V207H228V206ZM238 205H239V207H238ZM253 205V207H251ZM263 205V206H262ZM187 206V207H186ZM205 206L207 207V208H205ZM237 206V207H236ZM243 206V207H242ZM247 206H248V208H247ZM257 206V207H256ZM197 207V208H196ZM220 207V208H219ZM234 207H236V208H234ZM254 207H256V208H254ZM262 207V208H261ZM199 208V209H198ZM219 208V209H218ZM228 210V209H230V211H232V212H230V215L232 214V216L230 217V215H229V211H227L226 209ZM232 208V209H231ZM243 208V209H242ZM246 208V209H245ZM262 209V210H260V213L258 212V214H257V212H255L256 211V209ZM223 209H225L224 211H223ZM245 209V210H244ZM252 209V210H251ZM259 209H258V211H259ZM203 210V211H202ZM219 210V211H218ZM248 210V211H247ZM255 210V211H254ZM235 211V212H234ZM248 213H247V212ZM205 212H207V213H205ZM213 214V215H212ZM219 215H221V216H219ZM254 215V216H253ZM261 215V216H260ZM216 217V218H215ZM222 217H224V218H222ZM229 217V218H228ZM248 217V218H247ZM263 217V218H262ZM207 218V219H206ZM221 218V219H220ZM236 218V219H235ZM244 218V219H243ZM227 219V220H226ZM231 219V220H230ZM212 222H211V221ZM218 220V221H217ZM223 220H225L224 222H223ZM261 220V221H260ZM215 221H216V223H215ZM247 221V222H246ZM253 221V222H252ZM257 221V222H256ZM221 222H223V223H221ZM249 222V223H248ZM243 224V225H242ZM245 224V225H244ZM247 224V225H246ZM257 224V225H256ZM262 225V227H261V225ZM253 225V226H252ZM244 226V227H243ZM246 226H248V227H246ZM256 226V227H255ZM260 226V227H259ZM220 228V227H219ZM228 229V230H227ZM246 229H247V231H246ZM251 229H253V230H251ZM225 230V231H224ZM259 230H261V231H259ZM231 231V232H230ZM245 232V233H244ZM248 232V233H247ZM258 232V233H257ZM227 233H228V235H227ZM238 233V234H237ZM251 233V234H250ZM260 233V234H259ZM230 234V235H229ZM236 234V235H235ZM241 234H242V236H241ZM257 234V235H256ZM258 234H259V236H258ZM244 235V236H243ZM251 235H253V236H251ZM250 237V240H249V238H244V237ZM261 236V237H260ZM235 237V238H234ZM240 238V240H239V238ZM260 238V240H259V238ZM241 238H242V240H241ZM248 242H247V241ZM243 241V242H242ZM257 241V242H256ZM260 250H259V252H260ZM263 251V252H262ZM256 255V254H255Z\"/></svg>", "mask_w": 264, "mask_h": 264}]
</instances>
